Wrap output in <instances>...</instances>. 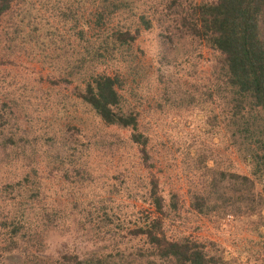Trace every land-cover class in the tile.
<instances>
[{"label":"rangeland","instance_id":"1","mask_svg":"<svg viewBox=\"0 0 264 264\" xmlns=\"http://www.w3.org/2000/svg\"><path fill=\"white\" fill-rule=\"evenodd\" d=\"M78 6L11 0L0 14V112L19 147L28 140L40 154L23 172L18 167L44 193L48 230L40 226L20 248L41 264H62L65 256L85 264H166L136 233L159 218L169 241L195 242L212 256L216 244L227 264H264V180L253 174L254 147L241 134L240 119L250 113L236 115V91L221 89V53L180 34L179 22L143 32L136 57L97 71L120 79L124 110L135 109L138 130L108 126L79 97L85 76L73 68L81 45L77 18L69 16ZM135 134L148 139L147 159ZM154 180L162 215L149 199ZM0 241L2 263L16 264L11 256L19 252L5 256L8 243Z\"/></svg>","mask_w":264,"mask_h":264},{"label":"trees","instance_id":"2","mask_svg":"<svg viewBox=\"0 0 264 264\" xmlns=\"http://www.w3.org/2000/svg\"><path fill=\"white\" fill-rule=\"evenodd\" d=\"M78 5L76 12L69 16L77 18L74 30L78 31L75 35L81 45V58H77L78 63L73 68L85 76L83 86L78 87L79 97L106 125L137 131L138 118L135 109L124 110L120 79L108 72L97 73L99 67L114 68L127 57H136L143 32H150L163 22H179L176 29L180 34L205 41L221 53V89L225 84L236 91V115L246 110L252 115L247 114L248 119L241 117V134H247L244 140L254 147L248 154L253 174L258 180H264V0H78ZM0 6H3L1 14L11 7V0H1ZM139 7L141 12H137ZM121 16L136 19L137 23L114 27L113 21ZM248 103L252 104L247 107ZM0 113V152H3L0 153V236L8 243L2 252L6 256L17 250L19 253L11 256L16 264H41L33 252L20 248V242L33 241L40 226H43L41 232L48 231L47 225L42 223L44 193L35 179L19 172L18 167H22L23 172V163L29 160L30 165L33 164L40 154L28 140L19 147L15 134L9 130V120ZM132 141L143 146L141 152L147 159L148 139L135 134ZM207 178L213 181L212 177ZM232 178L242 180L238 176ZM243 180L248 182L247 178ZM149 199L155 212L162 215L165 200L156 180ZM13 201L17 202L15 206ZM161 221L156 218L146 224L147 230L140 229L136 233L147 236L154 253L166 264H227L216 244H211L212 256L195 242L169 241L162 232ZM3 257L1 254L0 264ZM63 260L62 264H85L78 257L65 256Z\"/></svg>","mask_w":264,"mask_h":264}]
</instances>
